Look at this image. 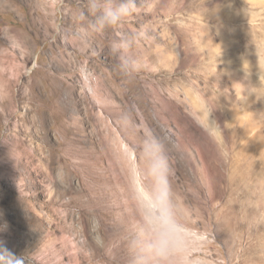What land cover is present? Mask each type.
Instances as JSON below:
<instances>
[{
    "label": "rangeland",
    "instance_id": "rangeland-1",
    "mask_svg": "<svg viewBox=\"0 0 264 264\" xmlns=\"http://www.w3.org/2000/svg\"><path fill=\"white\" fill-rule=\"evenodd\" d=\"M121 2L0 0V264H264V0Z\"/></svg>",
    "mask_w": 264,
    "mask_h": 264
},
{
    "label": "clouds",
    "instance_id": "clouds-1",
    "mask_svg": "<svg viewBox=\"0 0 264 264\" xmlns=\"http://www.w3.org/2000/svg\"><path fill=\"white\" fill-rule=\"evenodd\" d=\"M98 10L99 9L96 5L92 6V11ZM133 11H138L133 0H122L117 7H108L103 9L98 17V22L101 25L116 24L122 16L131 14Z\"/></svg>",
    "mask_w": 264,
    "mask_h": 264
},
{
    "label": "bare ground",
    "instance_id": "bare-ground-1",
    "mask_svg": "<svg viewBox=\"0 0 264 264\" xmlns=\"http://www.w3.org/2000/svg\"><path fill=\"white\" fill-rule=\"evenodd\" d=\"M143 195L147 199V201L149 202V205H151L152 207L155 206L152 198L150 197V194L146 190H143ZM161 217L163 218V220H165L167 226L170 227L176 233V235H178V237H179L180 234L182 233V230L177 228V226H175L171 221H169L168 218L164 214H162ZM163 220H161V221H163ZM184 232L189 233L188 231H184Z\"/></svg>",
    "mask_w": 264,
    "mask_h": 264
}]
</instances>
